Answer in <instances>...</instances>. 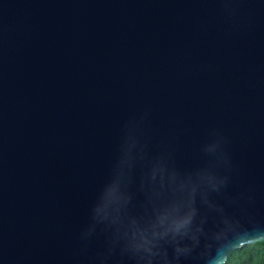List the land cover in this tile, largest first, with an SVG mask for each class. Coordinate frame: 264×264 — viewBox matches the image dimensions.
Segmentation results:
<instances>
[{"label": "water", "instance_id": "water-1", "mask_svg": "<svg viewBox=\"0 0 264 264\" xmlns=\"http://www.w3.org/2000/svg\"><path fill=\"white\" fill-rule=\"evenodd\" d=\"M260 236L264 0H0V264Z\"/></svg>", "mask_w": 264, "mask_h": 264}, {"label": "clouds", "instance_id": "clouds-1", "mask_svg": "<svg viewBox=\"0 0 264 264\" xmlns=\"http://www.w3.org/2000/svg\"><path fill=\"white\" fill-rule=\"evenodd\" d=\"M191 216H186L182 220L174 221L172 225V231L179 232L182 228H185L190 223ZM245 250H255L260 252L264 250V236L251 237L246 241L237 242L236 246L229 248L223 253L221 257L217 254V257L209 260L208 264H235L234 255L244 252ZM256 256L253 255L251 258V264H256Z\"/></svg>", "mask_w": 264, "mask_h": 264}, {"label": "trees", "instance_id": "trees-1", "mask_svg": "<svg viewBox=\"0 0 264 264\" xmlns=\"http://www.w3.org/2000/svg\"><path fill=\"white\" fill-rule=\"evenodd\" d=\"M255 255L256 264H264V250L255 252V250H245L244 252L234 255L235 264H251V258Z\"/></svg>", "mask_w": 264, "mask_h": 264}]
</instances>
